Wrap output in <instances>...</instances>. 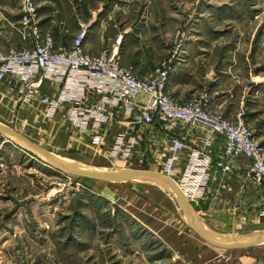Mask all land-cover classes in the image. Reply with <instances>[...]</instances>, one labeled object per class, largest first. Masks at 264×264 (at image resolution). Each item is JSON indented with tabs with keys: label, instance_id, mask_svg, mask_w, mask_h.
I'll use <instances>...</instances> for the list:
<instances>
[{
	"label": "rangeland",
	"instance_id": "1",
	"mask_svg": "<svg viewBox=\"0 0 264 264\" xmlns=\"http://www.w3.org/2000/svg\"><path fill=\"white\" fill-rule=\"evenodd\" d=\"M32 30L54 47L115 51L142 78L165 67L169 96L242 122L264 155V0H0V47H22ZM9 102L0 103V123L68 167L160 173L158 154L113 163ZM173 127L199 144L207 136L202 127ZM199 201L189 200L191 209ZM188 223L169 184L59 171L0 134V264H196L189 249L214 245Z\"/></svg>",
	"mask_w": 264,
	"mask_h": 264
},
{
	"label": "built area",
	"instance_id": "2",
	"mask_svg": "<svg viewBox=\"0 0 264 264\" xmlns=\"http://www.w3.org/2000/svg\"><path fill=\"white\" fill-rule=\"evenodd\" d=\"M23 39L31 42L18 48L0 49V83L18 87L22 100L32 106L40 104L47 118L66 107L69 137L75 135L94 154L122 165L145 161L142 149L145 133L165 127L170 136L160 145L157 166L165 176L176 175V183L186 200H202L215 173L227 175L233 171L231 159L242 162L246 175L264 192V155L248 129L240 121L208 113L199 102L180 103L169 96L165 67L158 74L139 78L121 65L115 51L92 56L79 42L70 48L56 49L49 40H40L35 30ZM45 81L58 85L54 96L40 93ZM121 121L128 126L105 141V129ZM175 125L188 130L205 129L207 136L202 144L200 140L202 147L187 146L178 137L180 131ZM215 142H221L217 156L207 150ZM179 160H182L180 167ZM258 215L264 217V203Z\"/></svg>",
	"mask_w": 264,
	"mask_h": 264
},
{
	"label": "crops",
	"instance_id": "3",
	"mask_svg": "<svg viewBox=\"0 0 264 264\" xmlns=\"http://www.w3.org/2000/svg\"><path fill=\"white\" fill-rule=\"evenodd\" d=\"M30 42L31 40H24L21 44L25 43L23 45L25 46ZM9 47L18 48L17 46L9 45L7 47L3 46V48L1 46L0 49H7ZM54 48L57 49L59 47ZM183 61L185 62L184 59ZM175 84L173 85L177 88L178 83ZM57 91L58 85L52 81H45L40 88L41 94L51 96H54ZM22 95H20L18 87L11 88L4 83H0V103L11 99L8 105L13 109H17L18 114L23 113L28 115L32 112L37 119L42 118L50 124L54 121L52 129L57 127V130L61 133L60 137L66 138L64 137L67 135L66 132L70 131L66 122V107H62L54 115L56 118L54 116L47 118L42 114L40 104L35 103L32 106L25 99L22 100ZM174 99L180 103L183 102L179 100V97H175ZM19 100L20 104L16 106ZM127 126L128 123L126 121L115 122L109 125L104 131L105 141H108L117 130H121ZM184 134L187 146L200 145L199 138H196L193 133L187 131ZM145 136L146 141L142 149L146 158L157 157L160 145L164 138L167 137H165V132L161 130V127H156L148 130ZM214 144L210 153L213 156H217L220 153L221 142H215ZM231 162L233 171L227 175L215 173L211 179L207 194L199 201L200 203L197 202L196 207L192 206L194 213L203 217L200 227L203 226L204 228L202 227V229L207 234L220 241L240 240L248 235L264 231V221L260 220L257 216V210L264 203V192L257 183L246 175L245 165L242 162L232 159ZM255 245L256 243L247 247L220 248L195 244L189 249L188 253H191L192 249V253L198 256L197 260L194 259L196 264H264V244L260 247Z\"/></svg>",
	"mask_w": 264,
	"mask_h": 264
},
{
	"label": "water",
	"instance_id": "4",
	"mask_svg": "<svg viewBox=\"0 0 264 264\" xmlns=\"http://www.w3.org/2000/svg\"><path fill=\"white\" fill-rule=\"evenodd\" d=\"M0 133L3 136H6L7 139L15 142L18 146L26 149L27 151L31 153L33 152L34 155L40 157L49 166L55 167L59 171L72 173V174H75L81 177H87V178H93V179H104V180H121V179H126V178H140V179L149 178V179L158 180V181L171 185L179 199V202H180L182 211L185 215V218L189 222L191 227L206 242L211 243L212 245L216 247H220V248L247 247V246H251L255 243H258L264 240V231L258 232L253 235H248L247 237H244L243 239L234 240V241H220V240H217L211 237L197 223L193 210L191 209L189 203L184 198L182 193L166 176H164L161 173L152 172V171H141V170L90 171V170L74 169V168L67 167L66 165L62 164L57 159H55L51 154H49L46 150L41 148L39 145L33 143L32 141L27 139L25 136L12 130L9 127H6L0 124Z\"/></svg>",
	"mask_w": 264,
	"mask_h": 264
},
{
	"label": "bare ground",
	"instance_id": "5",
	"mask_svg": "<svg viewBox=\"0 0 264 264\" xmlns=\"http://www.w3.org/2000/svg\"><path fill=\"white\" fill-rule=\"evenodd\" d=\"M1 124V123H0ZM2 125V124H1ZM1 134V133H0ZM2 135V134H1ZM5 138H6V140H7V137L6 136H4ZM68 167V166H67ZM81 170H84V169H81ZM90 171H97V170H90ZM118 171V170H117ZM165 176V175H164ZM176 187H177V189L180 191V192H182V190L178 187V185H177V183H176V181L174 180V178H172V177H169V176H166ZM183 193V192H182ZM188 202V201H187ZM188 222V221H187ZM189 224V223H188Z\"/></svg>",
	"mask_w": 264,
	"mask_h": 264
}]
</instances>
